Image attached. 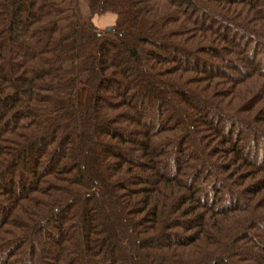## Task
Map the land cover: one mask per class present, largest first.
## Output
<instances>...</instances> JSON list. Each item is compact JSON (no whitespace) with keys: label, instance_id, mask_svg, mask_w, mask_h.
Masks as SVG:
<instances>
[{"label":"trees","instance_id":"1","mask_svg":"<svg viewBox=\"0 0 264 264\" xmlns=\"http://www.w3.org/2000/svg\"><path fill=\"white\" fill-rule=\"evenodd\" d=\"M0 264H264V0H0Z\"/></svg>","mask_w":264,"mask_h":264},{"label":"crops","instance_id":"2","mask_svg":"<svg viewBox=\"0 0 264 264\" xmlns=\"http://www.w3.org/2000/svg\"><path fill=\"white\" fill-rule=\"evenodd\" d=\"M96 1L97 0H78L80 8H81L80 4L82 3V10H83V14L85 15L86 19L89 18V12H90L91 5H93ZM114 16L115 15H112V14H108V15H104V16H95L93 20H94V23L97 25V27L100 28L102 23L105 25L103 27H107V26H111L114 23V21H115ZM61 22H60V24H61ZM51 97H53V96H51ZM55 103H57V100Z\"/></svg>","mask_w":264,"mask_h":264},{"label":"rangeland","instance_id":"3","mask_svg":"<svg viewBox=\"0 0 264 264\" xmlns=\"http://www.w3.org/2000/svg\"><path fill=\"white\" fill-rule=\"evenodd\" d=\"M58 1H61V2H63V6L64 7H67V6H70V1L71 0H58ZM77 2H78V0H77ZM79 4V3H78ZM81 5V11L83 12V10H82V3L80 4ZM89 7V6H88ZM108 15V14H107ZM113 15V14H112ZM104 16V15H103ZM115 17V16H114ZM116 19V18H115ZM114 23H115V21H114ZM113 23V24H114ZM112 24V25H113ZM112 25L111 26H107V27H112ZM103 26H105L103 23H102V25H101V27H100V29H102V30H104L105 28H107V27H103ZM99 28V27H98ZM69 29H70V21L69 20H64V21H62L61 22V24H60V34L61 35H63V34H65L67 31H69ZM67 95H54L53 94V100H54V104H53V107H55V108H58V107H60V106H62V105H64L66 102H67ZM56 100H57V103H55L56 102Z\"/></svg>","mask_w":264,"mask_h":264},{"label":"water","instance_id":"4","mask_svg":"<svg viewBox=\"0 0 264 264\" xmlns=\"http://www.w3.org/2000/svg\"><path fill=\"white\" fill-rule=\"evenodd\" d=\"M108 29H111V27H108Z\"/></svg>","mask_w":264,"mask_h":264}]
</instances>
